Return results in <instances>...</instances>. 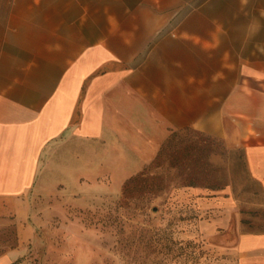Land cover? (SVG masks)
<instances>
[{
	"label": "crops",
	"instance_id": "crops-1",
	"mask_svg": "<svg viewBox=\"0 0 264 264\" xmlns=\"http://www.w3.org/2000/svg\"><path fill=\"white\" fill-rule=\"evenodd\" d=\"M64 1L0 0V216L14 215L18 237L0 264H26L28 193L60 137L90 146L88 172L99 142L139 170L171 131L193 128L240 149L264 190V42L203 23L210 0H89V23L81 5L70 26ZM185 1L200 3L172 36ZM231 247L236 264H264V230L237 232Z\"/></svg>",
	"mask_w": 264,
	"mask_h": 264
},
{
	"label": "rangeland",
	"instance_id": "rangeland-1",
	"mask_svg": "<svg viewBox=\"0 0 264 264\" xmlns=\"http://www.w3.org/2000/svg\"><path fill=\"white\" fill-rule=\"evenodd\" d=\"M142 3L130 1L132 8ZM197 3H179L166 26L172 36ZM64 4L63 24H74L72 13L81 5L82 20L89 23L94 8L89 0ZM204 12L199 22L224 26L228 39L264 42V0H210ZM173 131L164 149L139 170L99 142L88 172L83 160L88 144L51 141L28 193L31 234L21 259L26 264H236L231 249L236 233L264 230V190L240 149L193 128ZM141 171L143 179L131 186L146 184L155 191L123 197L125 181ZM199 200L208 205L202 209ZM3 213L0 253L18 243L14 215Z\"/></svg>",
	"mask_w": 264,
	"mask_h": 264
},
{
	"label": "trees",
	"instance_id": "trees-1",
	"mask_svg": "<svg viewBox=\"0 0 264 264\" xmlns=\"http://www.w3.org/2000/svg\"><path fill=\"white\" fill-rule=\"evenodd\" d=\"M176 133V131H173L171 132L167 138L163 141V143L161 144L158 152L156 155H158V153H160L164 147L167 145L168 142H170V140L173 138L174 134ZM144 171L138 173L137 175L133 176V177H130L129 179H127L124 183V187H123V197H131L132 195L134 194H137V195H142V193L144 192H154L155 189L153 187H147L148 185L146 184H142L140 185L139 187L137 186H131V183L134 182V181H138L139 179H143V175H144Z\"/></svg>",
	"mask_w": 264,
	"mask_h": 264
}]
</instances>
